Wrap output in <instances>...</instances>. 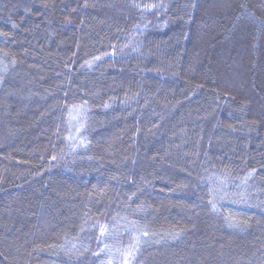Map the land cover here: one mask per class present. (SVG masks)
<instances>
[{
  "label": "trees",
  "instance_id": "trees-1",
  "mask_svg": "<svg viewBox=\"0 0 264 264\" xmlns=\"http://www.w3.org/2000/svg\"><path fill=\"white\" fill-rule=\"evenodd\" d=\"M0 264H264V0H0Z\"/></svg>",
  "mask_w": 264,
  "mask_h": 264
},
{
  "label": "rangeland",
  "instance_id": "rangeland-1",
  "mask_svg": "<svg viewBox=\"0 0 264 264\" xmlns=\"http://www.w3.org/2000/svg\"><path fill=\"white\" fill-rule=\"evenodd\" d=\"M81 112H82V109L80 107H76V108L71 109L69 113L70 122H71V125L73 126V129L76 127V125H78V122L81 117Z\"/></svg>",
  "mask_w": 264,
  "mask_h": 264
}]
</instances>
